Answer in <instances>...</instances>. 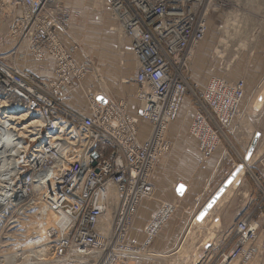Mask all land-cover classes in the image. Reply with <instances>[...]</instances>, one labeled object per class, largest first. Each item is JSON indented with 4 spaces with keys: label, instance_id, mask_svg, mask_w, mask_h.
<instances>
[{
    "label": "built area",
    "instance_id": "built-area-1",
    "mask_svg": "<svg viewBox=\"0 0 264 264\" xmlns=\"http://www.w3.org/2000/svg\"><path fill=\"white\" fill-rule=\"evenodd\" d=\"M102 1L131 43L137 116L129 114L127 102L104 97L103 104L101 95L91 93L86 95L88 114L64 103L69 86L82 89L88 69L75 61L79 43L67 48L62 40L71 14L60 0H0V97L11 106L28 108L43 122L26 129L23 149L9 153L17 174L0 181L10 183L5 192L0 186V220L8 210L14 214L11 224L30 225L31 236L40 239L37 244L52 249V264H117L118 245L134 249L127 237L140 206L155 195V171L172 148L168 129L190 89L185 72L208 35L215 0ZM49 58L55 75L51 80L17 64L44 68ZM244 91L243 82L214 79L201 96L195 94L205 112L196 114L190 130L203 157L220 146L219 131L240 118ZM7 116L0 110V121H8ZM141 124L149 127L148 137ZM25 125L30 123L19 128ZM257 165L261 175L252 174L261 193L256 208L241 216L219 245L210 240L211 251L195 264H264V212L259 211L264 204V154ZM172 211L173 206L164 205L147 223L143 248ZM107 221L114 231L110 239L102 233ZM31 236L23 245L27 250ZM15 255L23 257L24 251Z\"/></svg>",
    "mask_w": 264,
    "mask_h": 264
},
{
    "label": "rangeland",
    "instance_id": "rangeland-1",
    "mask_svg": "<svg viewBox=\"0 0 264 264\" xmlns=\"http://www.w3.org/2000/svg\"><path fill=\"white\" fill-rule=\"evenodd\" d=\"M60 2L65 7V9L70 11L71 14L68 35L62 36V40L64 44H72L74 42L79 43L80 50L77 52L78 55L76 56L75 61H77L80 65H85L81 68L88 69L86 76L89 75L91 79H93L94 87L96 88L93 92L90 88H86L85 85L82 84L81 91H83L85 96L87 93H91L94 96L106 94L107 91L103 86H106V84L108 85V79L111 78L115 84L114 87H117V84L122 85V82L120 81L122 77L117 76V74H125V72L131 73L136 67L135 63L131 59L130 46L127 42V38H125L124 33L119 27V24L111 16L103 1L60 0ZM240 2L242 3V8H245L243 5L245 0H241ZM261 2L262 6L260 7V11L256 12V9H253L252 13H247L248 16L256 17V20L248 22L244 21L241 16H232V14H234V12L239 9V7H236L231 0H215L209 9L208 35L205 41L193 51L189 60L188 69L185 72V76L187 77L190 87L187 92V98L190 101H193L192 105L188 107V111L185 115L188 117L185 124L187 126L190 125L191 119L194 117L192 114L196 109L195 94L198 97L201 96L206 86L212 80L220 79L229 84H235L239 82L244 83V98L241 103L242 114L240 118L231 125L230 128L234 129L235 126L239 125L238 127L241 131H243L244 136H247L249 142L251 143L257 133L260 135V141L254 152L255 156L252 160L248 179L250 182L251 180H254V184H256V181L252 174L261 175L260 170H257V168H259L257 165V160L262 154H264V0H261ZM233 20L238 21L235 22ZM229 24L231 25V28H229L234 29V33L237 31L242 33V35L239 37H233L227 44V50L223 51L220 43L223 38L225 40V37L223 36V30L227 29ZM235 25L237 27H235ZM4 48L7 50L10 48V46L6 45ZM218 51H220V53H218ZM48 62L49 64H53V61L50 58ZM21 63L22 61H17V64L23 68L24 64ZM49 64L46 66L48 67ZM127 78L128 75L124 76L122 81L125 80V83ZM84 80L85 78L82 80V83H84ZM131 88L132 92H135L134 94H136V87L131 86ZM72 89L73 86L68 87L69 93L66 94V98L63 99L66 105L71 97ZM86 99L88 104L87 96ZM0 101L5 100L3 97H0ZM13 106L15 107L16 105ZM22 108H24V106ZM12 116L18 118V114ZM178 116L171 123V126L175 124ZM8 121L10 122H7V125L12 126L14 124L11 122L12 120H10V118ZM238 131H236L237 135L240 133ZM148 135L149 133H147V137ZM244 168L245 167L240 169L243 171ZM0 184V186H2L1 192H5L6 189L10 187L9 182L4 183L2 181ZM257 186L258 185L256 184V187ZM237 187L241 189L242 197L243 195H247V189L245 188L247 187V183L242 184V182H239ZM216 204L210 211H208L209 216H206V218L208 217L207 219L204 218L200 222L196 217L195 221L193 223L191 222V225L189 223L184 225L180 239L182 243L177 245L175 249L168 250L166 252L159 251L157 253L160 255H157L153 246L149 245L146 249H144L145 252H130L132 255L129 256L128 259H118L121 262H118L117 264L197 263V260L203 254H205L207 251H211L212 249V247L209 248L208 244L202 245L203 242H206L207 239H214L216 240L215 243L218 244L219 241L225 236L221 234L222 232H220L222 229L220 230V228L218 229V227H216L217 224L215 225L213 223H209V221L214 220V214L216 213L215 211L218 207ZM8 212V210H6L5 213L3 212L4 216L0 220V264H17L18 260L11 262L12 260L10 259H12L15 254L21 255L24 249H26V247L23 245L27 241L30 242L28 238L32 234H30V230L28 228L30 225L24 226L22 223H20L18 226H14L11 224V219L14 214H9ZM204 220L205 222H203ZM227 232L228 231H226L224 234H227ZM32 236L31 238H34ZM144 236L147 240V235L145 234ZM154 238L152 240H154ZM31 241V244L28 243V245H31L28 250H33L35 248L34 246L39 243V240ZM151 242L152 241H150V244ZM127 244L134 248L132 251L143 248L134 244L130 245L129 241ZM26 252V254H28L30 251ZM149 255H151V258ZM192 258L195 259L193 260ZM32 262L34 263V261ZM50 264H52V261Z\"/></svg>",
    "mask_w": 264,
    "mask_h": 264
},
{
    "label": "crops",
    "instance_id": "crops-1",
    "mask_svg": "<svg viewBox=\"0 0 264 264\" xmlns=\"http://www.w3.org/2000/svg\"><path fill=\"white\" fill-rule=\"evenodd\" d=\"M127 42L130 46L131 59L136 67V62L131 51V43L128 39ZM65 46L70 48L71 44L65 43ZM77 55L78 53L74 55L75 60ZM77 65L78 67L85 66L84 64H78V62ZM24 67L41 79H55L53 64L41 68L38 64L28 63L27 66ZM135 71L136 68L131 73L128 71L130 74L126 72L125 74H117V76L122 77L120 80L122 85H116L118 88L114 87L115 84L112 78L108 79L109 84L103 86L107 93L100 94L101 96H99H103V98L105 97L107 100L115 103L121 101L127 102L129 105V114L131 116H137L139 110V102L136 99L135 92H132L131 88V86H134L131 79ZM127 75V81L124 83L125 80L122 81V79ZM82 84H84L86 88H90L93 92L96 89L93 79H91L89 75L85 77L84 83ZM192 102L193 101H190L188 98L185 99L178 114V119L173 126H169L168 140L171 142L172 148L168 156L160 161L155 171V195L153 199L144 201L140 206L135 217L134 226L127 240V243L129 241L130 245L134 244L143 247L146 241L144 229L147 223L164 205H171L174 207L173 213L150 244V246L152 245L156 250L155 253L157 255H160L157 253L159 251L166 252L168 250H173L177 245L182 243L180 239L184 225L186 223L191 225V222L193 223L195 221L196 217H198L207 203L232 177L239 166L245 168L238 177L233 180L223 197L216 204L218 207L214 214V220L209 221V223L217 224L216 227H218V229L220 228V230L222 229V231H220L222 232L221 234L225 235L224 233L229 231L241 216L251 213L261 199L260 190L258 186L256 187L257 183L254 184V180H251V182L248 180L249 171L251 170L252 160L255 154L253 153L252 158L248 162H245V157L251 147V142H249L247 136H244L243 131L238 127L239 125L235 126L234 129H222V132L219 131L220 146L210 157H203L199 149V143L190 130L196 114H204L205 112L198 102L195 101L196 109L193 111L194 115L192 114L194 117L191 116L190 125H185L188 119L185 115L188 111V107L192 105ZM67 107L71 110L88 114L87 99L80 87H73L71 97L67 102ZM209 123L216 129L215 123L211 119H209ZM140 127L142 133L145 135L149 133L150 129L147 125L141 124ZM236 131L240 132V135H237ZM243 163L244 165L241 166ZM239 182H242V184L247 183V187H245L247 189L246 196H241V189L237 187ZM181 187L185 190L183 194L178 192ZM259 211L264 212V204ZM205 220L203 222H205ZM144 249L145 248H140L135 251L142 253L145 252ZM150 256L151 255H149V257Z\"/></svg>",
    "mask_w": 264,
    "mask_h": 264
},
{
    "label": "bare ground",
    "instance_id": "bare-ground-1",
    "mask_svg": "<svg viewBox=\"0 0 264 264\" xmlns=\"http://www.w3.org/2000/svg\"><path fill=\"white\" fill-rule=\"evenodd\" d=\"M231 1L234 3L236 7L237 6L239 7V9L236 10L234 14H232V16H236V15L241 16V18H243L244 21H248V22L256 20L255 19L256 17L248 16L247 13H252L253 9H256L255 10L256 12L260 11L261 9L260 7L262 6L261 0H245L243 5L245 6L246 9L242 8V3L240 2L241 0H231ZM241 9H244V10H241ZM238 20H233V21L236 22ZM229 27L231 28L230 24L228 25L227 29L223 30V36L225 37V40L223 38V40L220 43L223 51L227 50L228 48L227 44L229 43V41H231L233 37H239L242 35V33L237 32L236 30H235L236 33H234L233 32L234 29H230ZM235 27L237 26L235 25ZM218 53H220V51H218ZM0 110L8 113V116H7L8 119L9 118L10 120H13V118L15 119L14 121H11L12 123H14L12 126L7 125L8 124L7 122H10V121H7V120L0 121V181L1 179L3 180L7 179L10 181L12 179L10 177L16 176L17 171L14 167L13 162L9 164V153L18 152L19 150L23 149L24 143H23L22 138L28 133L26 129L31 128V127L33 128L41 127L43 122L38 117L31 116V112L28 108L13 107L10 104H8L6 101H0ZM16 114H18V118H16L15 116H12ZM28 122L30 123V125L28 126L25 125L26 127L19 128L21 125L27 124ZM33 130L34 129L30 131L33 132ZM245 162H248V161L245 160ZM4 204L5 202L3 203V205ZM109 224L110 223L107 221L105 227L102 230V233L110 239L114 231H111ZM38 240H40L38 236H35L34 241H38ZM209 241L210 240L207 239V241L203 242L202 245L204 244L207 245ZM34 247H35L34 249L32 248L33 250L24 249L23 257L18 258L17 255H14L13 258L15 260L12 258L10 259L12 260L11 262L18 260L17 264H50L52 261L51 260L52 249L50 247L43 246L42 244H37ZM117 247L118 248L114 256V260L121 259L122 255L127 256V258H129V256L132 255L130 254V252L131 253L136 252V251H132L133 249H127V248L126 250H124L123 248L121 249L119 245ZM26 251H30V252L26 254L27 253ZM32 261H34V263Z\"/></svg>",
    "mask_w": 264,
    "mask_h": 264
},
{
    "label": "water",
    "instance_id": "water-1",
    "mask_svg": "<svg viewBox=\"0 0 264 264\" xmlns=\"http://www.w3.org/2000/svg\"><path fill=\"white\" fill-rule=\"evenodd\" d=\"M98 101L103 103V104L106 103V99H104L102 97H99ZM259 141H260V135L256 134L252 143H251V147H250V149H249V151L245 157L246 161H249L251 159L256 147L258 146ZM94 157H96V156L94 155ZM240 168L241 167L239 166L237 168V170L233 173L232 177L223 185V187L216 193V195L207 203L205 208L198 215V217H197L198 221L201 222L204 218H206V216L208 215V211H210L213 208V206L218 202V200L224 195L227 188L232 184L233 180L235 178H237L238 175L242 172V170ZM184 191H185L184 188L181 187L178 192L180 194H183Z\"/></svg>",
    "mask_w": 264,
    "mask_h": 264
}]
</instances>
